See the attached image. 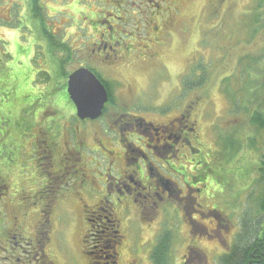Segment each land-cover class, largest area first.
<instances>
[{
  "label": "flooded vegetation",
  "instance_id": "af4514ba",
  "mask_svg": "<svg viewBox=\"0 0 264 264\" xmlns=\"http://www.w3.org/2000/svg\"><path fill=\"white\" fill-rule=\"evenodd\" d=\"M83 1L90 7H96L97 13L89 10L90 14L87 12L84 15L87 28L91 30L79 34L72 46L63 38L60 29L50 26L49 20L58 19L63 11L54 9L57 11L51 16L46 15V30L49 39L54 38L56 43L69 46L72 64L77 65L71 73L78 69L90 71L106 89L108 101L98 119L81 121L66 92L69 75L63 84L54 85L50 75L54 71L55 78L54 63L48 60L47 53L40 54L43 58L40 67L46 68L41 71L45 77L40 84L53 104H46L43 111L46 116L42 113L29 121L33 135H30V142L25 143L24 148L29 153L34 178L22 180L13 175L14 180L10 182L3 175L0 163V264L152 262L151 254L156 242L145 243L140 235L143 231L141 226L137 235L131 234L136 236L131 240L125 228L126 218L140 216L142 226L146 222L147 228L152 227L156 219L170 208L191 218L190 212L181 205L189 195L187 182L180 185L173 178L177 177L182 182L186 166L190 165L192 174L197 172L192 169H198L197 159L204 155L208 159L204 152H213L204 143V131L199 122L203 117L200 107L204 109V101L200 102L201 99L196 97L192 100L190 94L184 95V103L168 105L159 112L156 109H136L132 102L129 108L135 107L132 109L136 111L134 113L123 111V116L117 120L114 114L109 113L115 106L108 91V82L113 80L104 77L105 70H119L124 74L130 68L145 69L144 66L154 63L152 75L158 72L170 75L162 57L173 38L186 36L191 30L190 24H185L179 7V2L186 0ZM224 1L210 0V12L217 13ZM37 3L35 0L15 3L19 10L25 9L26 13H30L27 23L32 27H38V20L34 19L38 14L36 11H44L45 8L43 3ZM30 29V35L34 36L35 31ZM78 30L84 31L80 27H77ZM57 53L60 59L62 53ZM199 68L198 74L202 72V66ZM61 69L64 70V67ZM177 76L182 78L180 89L186 92L192 90L185 71ZM50 85L51 88L45 87ZM164 104H169V101ZM67 110L70 111L67 115L69 119L90 126L87 129L70 126L61 114V111L64 113ZM28 116L31 115L26 118ZM45 120L50 123L49 132ZM24 124L29 130V124ZM93 155L100 156L96 166L104 172L97 171L91 176ZM171 156L175 163L169 159ZM86 183L94 190L90 191ZM71 188L74 189L70 192ZM79 189L89 191L91 199L88 203L79 194ZM66 194H69V200H79V215L75 219L70 218L75 227L79 222L83 226L82 233H77L75 238L72 233L64 235L59 229L65 220L62 221L56 207ZM173 197L181 208L175 205ZM74 222L67 223L72 226ZM59 233L63 238L59 237ZM70 240L72 242L67 247Z\"/></svg>",
  "mask_w": 264,
  "mask_h": 264
},
{
  "label": "rangeland",
  "instance_id": "374dc122",
  "mask_svg": "<svg viewBox=\"0 0 264 264\" xmlns=\"http://www.w3.org/2000/svg\"><path fill=\"white\" fill-rule=\"evenodd\" d=\"M40 2L47 9L46 11L44 8L40 15L44 23L46 15L51 16L57 10L63 11L57 16L58 19L54 18L49 22L50 26L60 29L70 46L79 34L91 30L87 28L84 15L89 10L97 13V8L90 7L87 2ZM209 2L210 0L179 2L184 22L190 24L191 30L186 36L173 38L169 49L164 51L162 58L169 67L170 75L164 72L152 75L154 63L144 66L145 69L130 68L124 74L119 70H105L104 73V77L113 80L108 83L115 106L109 113L116 116L115 120L123 116V111H133L135 107L143 108V111L156 109L159 112L168 105L175 103L177 106L186 101L185 94H190L192 100L199 98L200 102L204 101V109L200 107L203 117L199 122L204 131V143L213 152H204L209 156L208 159L206 155L197 159L195 163L198 169L192 168L197 172L192 174L190 165L186 166V174L181 176L182 182L177 177L173 178L180 185L187 182L189 195L181 205L190 212L192 219L181 215L175 208H170L157 218L150 228L146 227V222L142 226L140 216L126 218L127 233L137 235L141 226L143 231L140 235L146 244L149 241L157 243L166 236V264H218L219 258L231 246L239 243L244 223L255 224L260 216L257 202L264 189L258 182L259 164L264 159V7H257L259 0H226L223 7L213 13L208 7ZM15 3L20 4L21 0H15ZM15 3L14 0H0V64L7 68L1 67L0 70V73H7L6 77L0 76V163L3 165V175L10 182L14 180L13 175L22 180L34 178L33 165L24 148L30 142L32 134L29 121L31 117H39L42 113L46 116V112H43L46 104H53L40 84L45 77L41 71L46 69L40 67L43 61L40 54L46 55L47 45L41 40L38 44L40 47H34L33 60L28 56L36 37L30 35L31 25L27 23L30 13H26L25 9L19 10ZM40 16L36 14L35 21L39 22ZM77 27L84 31H77ZM51 31H55L54 28ZM50 43V47L57 45L54 38H50ZM6 52L11 54V59L5 57ZM71 55L70 53L65 61L59 60L55 49L46 55L54 63L55 78L54 71L50 73L54 85L63 84L67 75L77 67L72 64ZM199 66H202L200 74ZM182 71L186 72V79L192 86L200 82L198 79H204V83L190 91H183L179 87L182 78L177 76ZM166 101L169 104H164ZM132 102L135 107L129 108L133 105ZM69 112L61 111V114L70 126L82 129L90 126L88 123L78 124L69 119ZM134 112L136 111L132 113ZM27 115L31 116L26 118ZM24 122L29 124V130ZM44 123L49 132V121L45 120ZM104 134L106 135V131ZM93 156L91 176L96 175L94 172L97 171L104 172V169H97L96 166L100 156ZM169 159L174 158L171 156ZM175 162L176 160H172V163ZM86 185L89 186L88 183ZM89 190L93 191V186L90 185ZM78 192L87 203L90 201L87 189H79ZM66 195L56 207L62 221L65 220L63 227L59 229H62L64 235L72 233L75 238L77 233H82L83 226L79 222L75 227V222L70 218L75 219L79 215V200H69V194ZM173 199L175 205L181 208L178 200ZM68 221L74 224L71 226ZM59 237L63 238V235L59 233ZM130 238L134 240L136 236L131 235ZM69 255L67 251V256Z\"/></svg>",
  "mask_w": 264,
  "mask_h": 264
},
{
  "label": "trees",
  "instance_id": "16d2710c",
  "mask_svg": "<svg viewBox=\"0 0 264 264\" xmlns=\"http://www.w3.org/2000/svg\"><path fill=\"white\" fill-rule=\"evenodd\" d=\"M36 2L40 3L39 0H35ZM37 3V5H38ZM258 8L264 7V0H259L257 3ZM41 9L36 11L38 13L37 15H41ZM43 21V18L41 16L39 17L38 27L36 25L31 26V28L35 31V42L32 46V50H34V47H38L39 43L42 41L45 42L47 45V54L49 55L51 51H57L62 53L61 60H68V56L70 55V48L66 43L58 42L56 43V46L50 47V39H49V33L46 30V24ZM36 23V24H37ZM32 33V32H31ZM33 34V33H32ZM53 45V44H52ZM40 47V46H39ZM38 47V48H39ZM5 57L11 59V54H8L7 52L4 54ZM29 57H32V60L34 58V55L32 54V51H30ZM49 57V56H48ZM59 61V62H60ZM263 68H264V53H263ZM3 65V66H2ZM1 67H4V69L7 70V68L4 66V64H0V70ZM5 72H1L0 76L6 77ZM197 81H200L198 83H194L192 88L194 87H200L204 83V79H198ZM109 94H111L110 89H108ZM112 97V95H111ZM112 99V98H111ZM261 124V123H260ZM259 172V179L258 182L264 186V159L261 165L259 164L258 168ZM260 180V181H259ZM257 212L260 215L256 219L259 220L255 224H246L244 223L243 230L241 229L242 237L239 239V243L234 244L231 246L229 251L224 253L220 258L218 264H264V189L262 192V196L259 198L257 202ZM166 237V236H165ZM163 237L157 241L155 247L153 248L151 259V264H166L164 262L165 253L168 250V241L167 239ZM247 237L245 240L244 238ZM243 238V239H242Z\"/></svg>",
  "mask_w": 264,
  "mask_h": 264
},
{
  "label": "water",
  "instance_id": "95a60500",
  "mask_svg": "<svg viewBox=\"0 0 264 264\" xmlns=\"http://www.w3.org/2000/svg\"><path fill=\"white\" fill-rule=\"evenodd\" d=\"M66 92L81 121L98 119L108 101L104 86L86 69H78L68 76Z\"/></svg>",
  "mask_w": 264,
  "mask_h": 264
}]
</instances>
